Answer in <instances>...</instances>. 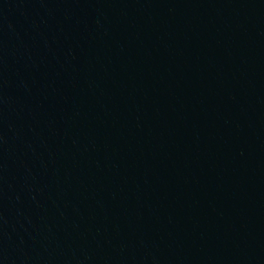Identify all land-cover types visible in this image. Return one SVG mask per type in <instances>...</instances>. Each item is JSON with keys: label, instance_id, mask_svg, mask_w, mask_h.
Returning <instances> with one entry per match:
<instances>
[{"label": "water", "instance_id": "obj_1", "mask_svg": "<svg viewBox=\"0 0 264 264\" xmlns=\"http://www.w3.org/2000/svg\"><path fill=\"white\" fill-rule=\"evenodd\" d=\"M0 264H264V0H0Z\"/></svg>", "mask_w": 264, "mask_h": 264}]
</instances>
